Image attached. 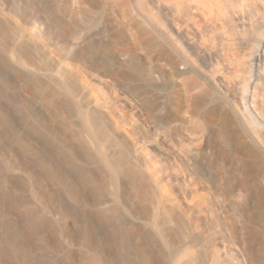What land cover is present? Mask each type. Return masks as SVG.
Listing matches in <instances>:
<instances>
[{
  "label": "rangeland",
  "instance_id": "374dc122",
  "mask_svg": "<svg viewBox=\"0 0 264 264\" xmlns=\"http://www.w3.org/2000/svg\"><path fill=\"white\" fill-rule=\"evenodd\" d=\"M122 1L0 0V264H264V0Z\"/></svg>",
  "mask_w": 264,
  "mask_h": 264
},
{
  "label": "bare ground",
  "instance_id": "6f19581e",
  "mask_svg": "<svg viewBox=\"0 0 264 264\" xmlns=\"http://www.w3.org/2000/svg\"><path fill=\"white\" fill-rule=\"evenodd\" d=\"M83 1H87V0H83ZM145 1L146 0H142V4H143L142 6H143L144 9L145 8L147 9V6L145 5ZM122 6L127 12H129V15L131 13L134 14L132 0H123L122 1ZM67 8H69V6ZM67 10H69V9H67ZM83 12L87 13L88 10L83 9V8H81V9L79 8L78 11H77V14H75L74 17H72V19H73L72 23H70V24H64L63 22L60 23L61 26H62V30L60 32L54 31V33H53V31H47V33L50 34L52 39L55 40L56 42L62 43V45L66 46V47L67 46L69 47V45H71V38H75V37L79 38V36L81 35L82 28L84 27V24H83L84 20L82 19L80 14L83 13ZM139 27H141V30L137 31V35H138L137 40H138V42L136 43V47L134 49H132V48H124L122 50H119V52L121 54L127 53L128 51L132 52V51H136L138 49L141 50V49H149V48H151V46H152L151 38L146 36V33L143 30L144 28H143L142 24L139 25ZM66 49H69V48H66ZM89 50L90 49L87 48V51H89ZM156 51H157V58L158 59L163 58V56H165L167 54L165 49L162 46H157L156 47ZM84 57H85L84 54L80 55V58H84ZM151 57H152V52L149 51L148 60H151ZM206 100H207V95L204 94V95L200 96L199 103H200V101H206ZM255 105H257V104H255ZM245 114H246V116H250L252 114L251 110L248 107H246V109H245ZM252 118L254 119L253 116H252ZM252 118L249 119V120H250L251 123H254ZM206 126H207L206 124H203L202 128L206 130ZM102 157L104 158V160L109 161V158H108L107 155H103ZM247 170H248V166L246 165V171ZM240 186H241V188L246 189V188H248L250 186V182L247 181V180H242ZM156 222H157V214L155 213L154 217H152V219H151V223L155 224ZM252 229H256V228H252ZM254 231L255 230L251 231V234L249 235L250 236V245H251V242L256 237L255 236L256 233Z\"/></svg>",
  "mask_w": 264,
  "mask_h": 264
}]
</instances>
